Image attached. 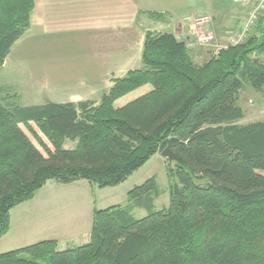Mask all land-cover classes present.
Segmentation results:
<instances>
[{"label": "trees", "instance_id": "16d2710c", "mask_svg": "<svg viewBox=\"0 0 264 264\" xmlns=\"http://www.w3.org/2000/svg\"><path fill=\"white\" fill-rule=\"evenodd\" d=\"M34 5L0 0V68ZM141 63L113 78L98 103L0 102V238L10 210L48 181L117 186L164 148L177 157L166 168L167 206L155 208L161 191L150 177L124 205L94 210L88 242L59 249L44 239L0 253V264H264V119L238 123L240 92L264 90V12L202 64L172 33L146 32ZM134 208L146 215L135 218Z\"/></svg>", "mask_w": 264, "mask_h": 264}, {"label": "crops", "instance_id": "0c3cea01", "mask_svg": "<svg viewBox=\"0 0 264 264\" xmlns=\"http://www.w3.org/2000/svg\"><path fill=\"white\" fill-rule=\"evenodd\" d=\"M38 1L34 0L35 5L32 15H34V12L36 10H38V12L41 14V31H43L45 36L44 42L42 41L41 44L43 45L44 49H71L70 46H73L74 44L87 43L86 39H89L86 36L87 33H85V37H83V33L80 32H89L91 30V32L93 31L92 33H94V30L90 28L89 24L92 21L91 19H94V15L96 14L98 16L100 12L99 8L102 7V5H100L99 0ZM116 1L118 2V5L121 4L119 6L120 8H124L125 4L128 8V13H125V11L117 12L120 8L117 9V11L113 15L108 16L106 24H102V28L100 29L104 28L105 31L112 32L113 35L111 36L117 37V45H120L121 39L123 48H127V29L133 31V33L131 34L132 38L129 42V49L132 48V50L135 51V53L137 54L135 62H133L134 65L137 64V61L139 60L141 63V52L144 40V32L145 30H151L146 28L148 22L149 24L152 23L162 26L163 17L167 18L165 23L166 29L160 32L172 33L177 39L184 41L194 62L197 64H202L205 60L208 59L210 55L215 54L220 48L225 47V45L220 44V42L223 39H226L227 34L236 33L239 31V29L243 27L245 18L244 15L246 11V9L243 7H234L231 3L228 2V0H190L188 7L182 14L177 12H171L168 14L166 11L162 13L163 15L165 14V16L159 18L161 20L154 21V18H156L154 15L156 13L155 10L153 11L149 7L144 8L138 5H133L129 0ZM123 2L125 3L123 4ZM224 2L229 3L230 8L220 7ZM103 7H106V5L104 4ZM130 8H132L133 11H130ZM234 9H237V11L239 12L234 13ZM208 10L212 11V18L209 15H206ZM140 11H144V13L141 14V19L144 18L146 22L141 24V26L138 25V27H136V22L139 18ZM203 16H208L210 18L209 24H206L204 28L209 29V31H211L212 35L215 37V40L204 44H198L194 38L193 30H196L195 28H198L199 24H204L198 23L197 21L198 18ZM63 17H69L70 19L60 24L58 20ZM174 21L178 23L180 21V29L175 27L174 24H172L174 23ZM228 21H230V23ZM84 26L90 29L85 30ZM66 27H73L75 28L76 32L68 33L70 35L69 37H64L65 39L61 38L62 40H59V37L62 36ZM74 33L76 34L75 36L80 38L79 40L75 41V38L71 36ZM108 36L109 35L104 37L103 42L106 41ZM104 44L106 45V43ZM106 47L107 50H110L111 48V46L107 45ZM77 48L79 47L77 46ZM81 49L83 48L78 49L80 50L79 53L83 52ZM107 50L103 49L101 52L89 54L91 55V58L95 61L93 62V64H96L97 67L103 66L106 60V55L108 56ZM60 55L63 56L62 54ZM82 55L85 57L84 54ZM76 56L77 54L72 58H75ZM85 59L86 66H89V62L92 59L88 60L86 57ZM49 60L51 61L48 63V65L57 67V71H59V68L61 67H58V64H70V66H72L70 62L71 60H68V58L61 59V63L57 61V58H52ZM46 62L47 61H45V64ZM127 71L128 70H126L125 68H120L117 71L115 70L114 72L106 73L105 77L103 76L102 80H105L107 86H105V88L100 92V94L99 92H97L99 96L88 95L86 97L80 98L71 97L68 100L56 101L55 103L78 102L84 100H92L94 102H97L101 98L102 94L106 92L112 85L111 78L122 77L127 73ZM85 75L86 74H84L83 76ZM79 78L80 76L73 79L72 76L64 79L73 80L72 82H75V84L79 82L84 83V81L88 79L87 77H81L82 79L79 80ZM96 78H99V76L94 75L93 79ZM150 89L151 88L149 87V85L142 86L123 96V99H121V101L119 102L116 101L114 103V106H122L128 101L132 100V98L134 99V97L140 96L148 92ZM73 143V146H68L67 142H65L64 145L67 148H73L76 142ZM128 179L120 185L113 187H105V189H108L111 193V201H114L115 199H119L115 201H121L120 199L123 198L122 201H125V204L127 192L135 185L142 183L138 182V180L136 179L128 183ZM92 190V184L86 180H77L67 184L58 182L46 183L41 189L36 192L33 198L24 203L25 205L21 203V207H19V204L10 210L9 232L7 233V235L0 238V253L20 248L25 245H29L44 239H55L58 242L59 249H63L68 246H78L88 242L90 238L94 210L107 208L113 205H124L121 204L122 202H112L113 204H106V201H102L101 198L99 202H97V200L93 198ZM116 194H119V198H116ZM120 195L122 198H120ZM40 197L41 201L39 199ZM158 199L159 197L154 201V206L156 209L158 208L156 206ZM135 209L142 208H134L132 209L131 213ZM12 213L15 217V221H13ZM46 225L49 227L50 230L45 231L48 233V236L46 237L51 236L52 238H46L45 236L41 235L42 233H44L41 227ZM13 231H17L18 234H13Z\"/></svg>", "mask_w": 264, "mask_h": 264}, {"label": "rangeland", "instance_id": "374dc122", "mask_svg": "<svg viewBox=\"0 0 264 264\" xmlns=\"http://www.w3.org/2000/svg\"><path fill=\"white\" fill-rule=\"evenodd\" d=\"M129 1L133 5H138L144 8L149 7L153 11L155 10L156 14L154 15L156 18H154V16L153 18L154 21H157V20H161L159 18H161L162 16H165V14L163 15L162 13L166 11L168 14L171 12L172 13L177 12L182 14L183 12H185L186 8L188 7L190 0H129ZM99 2L100 5H102V7L99 8L100 12L98 16L96 14L94 15V19H91L92 21L89 24L90 28L94 30V33H92L93 31L91 32V30L89 32H85L84 30H83L84 32H80L83 33V37H85V33H87L86 36L89 38V39L85 38L87 43L74 44L73 46H70L71 49H54V48L44 49L43 45L41 44L42 41L44 42V38H45L43 31H41V14L38 12V10H36L34 12V15H31L32 18L30 17L29 28L26 30L25 34L14 44L11 52L6 57L3 65L0 68V102L3 105L9 107L30 106L33 104H41L46 100L56 102V101L68 100L71 97L80 98V97H86L88 95L99 96L97 92H99L100 94V92L105 88V86H107L105 80H102L103 76L105 77L106 73L114 72L115 70L117 71L120 68H125L126 70L141 68L142 63H140V60L137 61V64L134 65L133 62H135L137 54L135 53V51L132 50V48L129 49V42L130 39L132 38L131 34L133 33V31L127 29V33H126L127 48L124 47L126 48L124 49L122 47L121 39H120V45H117L118 43L117 37L111 36L113 35L112 32L105 31L104 28L100 29L102 28L101 27L102 24L104 25L106 24L107 22L106 20H108V16L113 15L117 11V9L120 8L119 6L121 4L118 5V2L116 0H99ZM124 3L125 2H123V4ZM104 4L106 5V7H103ZM229 6H230L229 3L224 2L220 7L230 8ZM233 6L237 7L236 5ZM124 11L125 13H128V8L126 7L125 4H124V8H120L117 12H124ZM130 11H133V9L130 8ZM233 12L236 13L239 11H237V9H234ZM143 13L144 11H140L139 18L136 22L137 23L136 27H138V25L141 26V24L146 22L144 18L141 19V14ZM206 15H209L211 18L213 17V13L210 10H208ZM245 15H246V11H245ZM68 19L70 18L63 17L60 18L58 22L61 24L63 22H66V20ZM166 20L167 18L163 17L162 26L158 24H152L151 22H150L151 24H149L148 22L146 28L151 30H145L144 35L146 32H151L153 34H160L161 33L160 31H164L166 29L165 26ZM228 22L230 23V21ZM172 24H174V26L179 29L181 28L180 21L179 23L174 21V23ZM206 24H209V22L204 24H199L198 28H195L196 30H193L194 38L198 44L205 43V40L202 41L201 39L208 34H212L211 31H209V29L204 28ZM84 28L85 30L90 29L85 26ZM72 32H76L75 28L66 27V29H64V33L62 34V36L59 37V40L61 38L65 39L64 37H69L70 35L68 33H72ZM105 34L109 36L107 37L106 41L103 42L104 37L107 36ZM237 34L239 35L240 33L236 32L232 34L231 33L227 34L226 39L225 40L223 39L220 42V44L225 46L227 44H230L231 40L237 38ZM75 35L76 34L74 33L71 36L75 38V41L79 40L80 38H78ZM214 40L215 37L212 41ZM206 41H211V40H206ZM104 43H106L107 46H111L110 50L109 49L107 50V47ZM77 46L79 48H83L81 49L83 51L81 53L84 54L88 60L92 59L91 55L89 54L101 52L103 49H106L108 51V56L106 55V60L104 62V65L97 67L96 64H93V62L95 61L94 59H92L89 62L91 66L90 65L86 66L85 64L86 59L81 53H79L80 50H78L79 48H77ZM60 54H62L63 56H61ZM76 54L77 56L75 58H72ZM52 58H57V61H59V63H61L60 62L61 59L68 58V60H71L70 62L72 66H70V64L61 65L62 64L61 63L58 64V67L60 66L61 67L59 68V71H57L58 69L57 67L48 65V63L51 61L49 59ZM45 61H47L46 64ZM84 74H86L87 76L86 75L83 76ZM93 74L96 76L98 75L99 78L93 79L94 76ZM72 76L73 79L77 78L78 76H80L79 80L84 77H87L88 79L84 81V83H80L78 81L79 83L77 84H75V82H72L73 80L64 79ZM112 79L113 78H111V80ZM140 87H137L129 91L128 93ZM149 87L151 88V85H149ZM126 94H124L123 96H125ZM123 96L117 98L115 102L121 101V99H123L122 98ZM99 101L100 99L95 103H98ZM238 104L240 105V107L243 109L244 112L243 119L238 121L239 124L264 119V90L262 93H258L254 91L250 86L248 85L245 86V88L240 92ZM67 144L68 146L69 145L73 146L74 143L71 141H67ZM169 165L171 167H174L175 163L168 162L166 158H163L160 154H156V156L151 157V159H149L141 168L135 171L132 174V176H130V178L128 179V183L134 181L135 179L138 180V182H143L147 178L154 176L161 191V195L156 205L159 209L164 206H167L169 202V181L166 175V168ZM47 183H55V181H48ZM92 187H93L92 190L93 198L96 199L97 202H99L100 198L102 201L103 200L104 202L106 201V204H113L112 202H118V203L122 202L121 204H124L125 202L122 201L123 198L121 197V195H120V198H122L120 199L121 201H115L119 199H115L114 201H111L112 200L111 193L108 189L99 188L96 185H92ZM116 198H119V194H116ZM39 199L41 201V197ZM25 202H23L22 204H24ZM22 204H20L19 207H21ZM132 214L135 218H141L146 215V211L142 209H135L132 212ZM12 218L13 221H15V217L13 216V213H12ZM46 227L48 226L46 225L41 227L42 231H44V233H42L41 235L45 237L48 236V233L45 231H50L49 227L48 228ZM12 233L18 234L17 231H13ZM46 238H52V237L50 236Z\"/></svg>", "mask_w": 264, "mask_h": 264}, {"label": "built area", "instance_id": "2783aa9c", "mask_svg": "<svg viewBox=\"0 0 264 264\" xmlns=\"http://www.w3.org/2000/svg\"><path fill=\"white\" fill-rule=\"evenodd\" d=\"M228 2L236 6L244 7L246 9L243 28L238 31V33L240 34H237V38L231 40L232 43H238L246 36L249 31L252 30L253 26L257 22L259 15L264 12V0H228ZM209 20L210 19L207 16H203L197 19L198 23H208ZM213 39L214 36L212 34H208L204 36L201 40H205V43H208L211 42Z\"/></svg>", "mask_w": 264, "mask_h": 264}, {"label": "water", "instance_id": "95a60500", "mask_svg": "<svg viewBox=\"0 0 264 264\" xmlns=\"http://www.w3.org/2000/svg\"><path fill=\"white\" fill-rule=\"evenodd\" d=\"M163 158H166L168 162H173L177 160L176 155L169 148H164L160 154Z\"/></svg>", "mask_w": 264, "mask_h": 264}]
</instances>
